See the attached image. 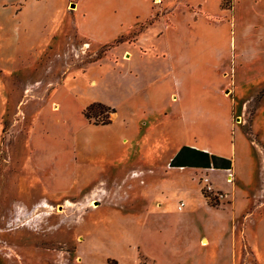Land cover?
<instances>
[{
    "label": "rangeland",
    "instance_id": "obj_1",
    "mask_svg": "<svg viewBox=\"0 0 264 264\" xmlns=\"http://www.w3.org/2000/svg\"><path fill=\"white\" fill-rule=\"evenodd\" d=\"M62 8L55 0V33L36 25L22 39L0 15V97L4 85L9 97L4 112L0 105V264H264V38L238 77L237 94L232 85L222 89L234 100L236 175L172 168L181 130L171 91L153 85L158 74L118 81L109 64L99 66L115 46L136 38L96 45L75 34ZM129 66L140 71L153 62L136 57ZM69 85L86 102L83 114L93 102L116 113L108 130L88 119L89 128L74 130L72 117L66 120L82 177L70 192L52 193L40 177L45 153L30 141L37 123L44 135L55 128L47 108Z\"/></svg>",
    "mask_w": 264,
    "mask_h": 264
},
{
    "label": "crops",
    "instance_id": "obj_2",
    "mask_svg": "<svg viewBox=\"0 0 264 264\" xmlns=\"http://www.w3.org/2000/svg\"><path fill=\"white\" fill-rule=\"evenodd\" d=\"M1 1L0 15L5 16L6 23L13 24V34L21 39L32 34L36 25H40L43 33H55V0ZM62 1V14L70 15L71 20L69 23L59 20L57 25L68 23L79 37L103 46L122 37L136 38L137 42L132 44L115 46L109 52L110 58L103 59L99 66L109 64L112 76L118 81L158 74L159 79L153 85L171 91V100L178 101L172 119L181 130L180 141L172 158L182 147L188 146L231 157L235 168L237 145L236 136L232 135L237 129L232 131L231 123L234 100L224 97L222 89L232 85L236 95L238 77L240 74L245 76L251 68L250 62L255 59L258 44L264 38V0H231L229 7H223V3L229 0ZM152 40L154 44L142 50L144 42ZM125 51L130 54L126 61L122 57ZM115 54L120 58L114 59ZM233 55L237 57L234 70L231 65ZM136 57L146 63L153 62V66L144 67L141 72L132 70L129 64ZM112 59L117 60L112 62ZM221 69L227 75L221 74ZM231 70L235 74L233 79ZM151 85L148 84L147 88ZM1 94V112H4L9 98L5 85ZM85 104L82 99L78 100L70 85L64 86L54 94L47 108V116L51 109L55 112V128L45 135L38 123L33 129L30 142L42 154L45 153L38 165L45 169V172L40 171V177L48 192H70L76 180L82 177L81 163L75 161V140L69 138L72 129L65 122L73 119L74 130L75 126L89 128L83 114ZM111 125L99 128L108 130ZM255 138L258 139L257 135ZM104 143L98 140L99 145ZM252 143L255 147L258 140ZM258 148L263 155L264 167V147L259 145Z\"/></svg>",
    "mask_w": 264,
    "mask_h": 264
},
{
    "label": "trees",
    "instance_id": "obj_3",
    "mask_svg": "<svg viewBox=\"0 0 264 264\" xmlns=\"http://www.w3.org/2000/svg\"><path fill=\"white\" fill-rule=\"evenodd\" d=\"M116 110L103 103L94 102L84 110V116L95 125L108 126L112 124L111 115ZM172 168H214L229 171L233 169V161L229 158L210 154L188 146L182 147L170 162Z\"/></svg>",
    "mask_w": 264,
    "mask_h": 264
},
{
    "label": "built area",
    "instance_id": "obj_4",
    "mask_svg": "<svg viewBox=\"0 0 264 264\" xmlns=\"http://www.w3.org/2000/svg\"><path fill=\"white\" fill-rule=\"evenodd\" d=\"M217 195H218L219 197H221V198L224 197L223 193H217Z\"/></svg>",
    "mask_w": 264,
    "mask_h": 264
}]
</instances>
